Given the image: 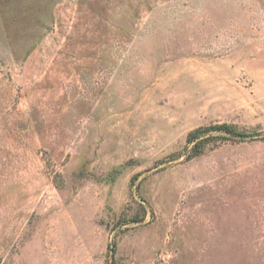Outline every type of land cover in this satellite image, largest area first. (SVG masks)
Masks as SVG:
<instances>
[{"label":"rangeland","instance_id":"1","mask_svg":"<svg viewBox=\"0 0 264 264\" xmlns=\"http://www.w3.org/2000/svg\"><path fill=\"white\" fill-rule=\"evenodd\" d=\"M111 253L264 264V0H0V264Z\"/></svg>","mask_w":264,"mask_h":264},{"label":"trees","instance_id":"2","mask_svg":"<svg viewBox=\"0 0 264 264\" xmlns=\"http://www.w3.org/2000/svg\"><path fill=\"white\" fill-rule=\"evenodd\" d=\"M215 131L226 134L231 137H239V138H247L248 135L246 132L238 131L233 125L228 123H220L213 124L206 127H198L187 134L186 144L190 146V155L195 156L198 155L207 140L211 137L210 134H206L207 132ZM227 138V137H225ZM114 247V248H113ZM111 248L113 252L115 250V246ZM111 262L109 264H115L113 261V253H111Z\"/></svg>","mask_w":264,"mask_h":264}]
</instances>
